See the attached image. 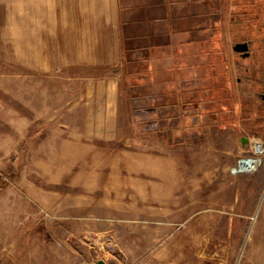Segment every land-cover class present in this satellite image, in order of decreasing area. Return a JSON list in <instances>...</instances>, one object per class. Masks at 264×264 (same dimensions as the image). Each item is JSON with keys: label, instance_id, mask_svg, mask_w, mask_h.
Segmentation results:
<instances>
[{"label": "rangeland", "instance_id": "obj_1", "mask_svg": "<svg viewBox=\"0 0 264 264\" xmlns=\"http://www.w3.org/2000/svg\"><path fill=\"white\" fill-rule=\"evenodd\" d=\"M117 5L54 66L0 61V264H264V162L235 171L264 0Z\"/></svg>", "mask_w": 264, "mask_h": 264}, {"label": "crops", "instance_id": "obj_2", "mask_svg": "<svg viewBox=\"0 0 264 264\" xmlns=\"http://www.w3.org/2000/svg\"><path fill=\"white\" fill-rule=\"evenodd\" d=\"M117 2L118 0H0V61L39 70L40 66H54L56 51L87 50L85 43L76 45L77 42L71 35L101 34L104 25L102 12L108 10L110 4L111 9L117 10ZM117 17L115 13L114 19ZM116 23L118 20H114V25ZM118 35L116 25L114 41L110 42L108 48L120 49ZM96 42L89 49L102 47L95 45ZM110 95L113 97L112 90Z\"/></svg>", "mask_w": 264, "mask_h": 264}, {"label": "built area", "instance_id": "obj_3", "mask_svg": "<svg viewBox=\"0 0 264 264\" xmlns=\"http://www.w3.org/2000/svg\"><path fill=\"white\" fill-rule=\"evenodd\" d=\"M249 150L238 157L235 171L246 173L253 171L257 166L264 162V141L257 137L248 139Z\"/></svg>", "mask_w": 264, "mask_h": 264}, {"label": "flooded vegetation", "instance_id": "obj_4", "mask_svg": "<svg viewBox=\"0 0 264 264\" xmlns=\"http://www.w3.org/2000/svg\"><path fill=\"white\" fill-rule=\"evenodd\" d=\"M239 17H242V15H239ZM243 18V17H242ZM259 41H262L264 42V39H261ZM241 42H246L247 44V49L246 51L248 52L247 55L245 56H242V53H244L243 51H235L232 47L234 44L236 43H241ZM250 42H252V39L250 38H245V37H241L237 40H234V42L232 43L231 45V49L237 53L240 57H248L250 56V51H249V48H250ZM249 81V80H248ZM250 81L252 82V88L254 87L255 89V95L256 97L259 99V103H260V106L261 108H264V70H262L261 72V76L259 78V80H252L250 79Z\"/></svg>", "mask_w": 264, "mask_h": 264}, {"label": "water", "instance_id": "obj_5", "mask_svg": "<svg viewBox=\"0 0 264 264\" xmlns=\"http://www.w3.org/2000/svg\"><path fill=\"white\" fill-rule=\"evenodd\" d=\"M235 51H243L244 53H242V56H245L248 54V52L246 51L247 49V44L246 42H241V43H236L233 45L232 47ZM241 141H244V139H241ZM98 264H104L103 261L99 260Z\"/></svg>", "mask_w": 264, "mask_h": 264}, {"label": "trees", "instance_id": "obj_6", "mask_svg": "<svg viewBox=\"0 0 264 264\" xmlns=\"http://www.w3.org/2000/svg\"><path fill=\"white\" fill-rule=\"evenodd\" d=\"M236 22H237V25H241V20L240 19H239V21H236Z\"/></svg>", "mask_w": 264, "mask_h": 264}]
</instances>
